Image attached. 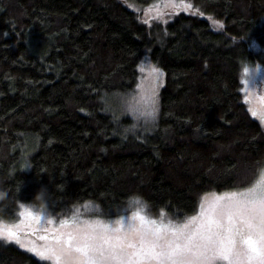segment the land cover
<instances>
[{
	"label": "trees",
	"instance_id": "16d2710c",
	"mask_svg": "<svg viewBox=\"0 0 264 264\" xmlns=\"http://www.w3.org/2000/svg\"><path fill=\"white\" fill-rule=\"evenodd\" d=\"M158 1L0 0V219L39 192L56 215L84 202L113 215L139 198L181 220L201 194L256 178L264 129L240 76L264 64V0H185L148 28ZM146 47L163 76L141 135L109 97L133 89ZM0 264L42 262L0 241Z\"/></svg>",
	"mask_w": 264,
	"mask_h": 264
},
{
	"label": "snow or ice",
	"instance_id": "6c2138e0",
	"mask_svg": "<svg viewBox=\"0 0 264 264\" xmlns=\"http://www.w3.org/2000/svg\"><path fill=\"white\" fill-rule=\"evenodd\" d=\"M191 7L187 4L185 10ZM213 23L223 28L220 21ZM152 71L157 80L163 76L159 68ZM158 87L154 82L149 89L150 110L145 111L136 96L125 101L126 110L146 122L154 119ZM133 203L139 205L137 210L114 222L84 218L76 207L70 217L59 219L56 225L51 217L21 204V217L51 226L43 229L45 235L39 237L45 243L27 250L42 264H264V179L240 190L213 194L211 199L201 201L198 213L181 223L150 220L143 214L145 208L140 201L135 199ZM83 207L94 214L101 213L91 203ZM22 223L6 228L0 222V239L25 248L20 236Z\"/></svg>",
	"mask_w": 264,
	"mask_h": 264
},
{
	"label": "rangeland",
	"instance_id": "374dc122",
	"mask_svg": "<svg viewBox=\"0 0 264 264\" xmlns=\"http://www.w3.org/2000/svg\"><path fill=\"white\" fill-rule=\"evenodd\" d=\"M181 8H185V4L180 3V0H176L174 3H173V0H160L157 3L153 4L152 6H150L148 10L144 11L143 18L149 20L148 28L156 24L163 25L165 24L164 23L165 20L167 19L169 20V18L171 19L176 14L177 9H179L180 11H184V10H181ZM192 13H197V11L194 9ZM198 14L199 13H197V15ZM153 16H154V19L150 20V18ZM153 68H159V67L156 64H154L152 60L150 59L149 47H146L144 49L142 58L140 59L137 65L138 75H137V80L134 84L133 89L126 93L117 92L109 97V103L112 109L117 112V113L115 112L117 118L121 116H128L130 118L128 127L135 130L141 135H144L145 133L150 131L155 126V122L157 118V111H156L154 119H150L146 122L144 118L138 119L137 114L127 111L125 101L130 100L133 96H136L137 99L140 100L141 106L143 107V109L145 111L150 110L152 107V100H151V94H150L149 89L151 87V84L154 82L159 84V87L156 89V98L158 101V93H159V88L162 82V77H159V79L157 80L155 73H153L152 71ZM245 69H247L248 71L246 72ZM240 80H241V91L243 94L242 97H243L244 102L246 103L248 111L250 115L254 117L264 129V64L256 63V64L243 66ZM137 85L141 86L140 89L137 88ZM141 97H143L142 100H141ZM157 108H158V103H157ZM253 113H255V115H253ZM261 179H264V165L261 168V170L258 172L256 178L252 181V183L258 180H261ZM251 184H249L248 186H250ZM248 186H245V187H248ZM242 188L226 189V190H221V191H209V192H205L201 194L198 200L196 211L186 216L185 218L198 213L200 210L201 201L211 199L213 194L220 195L225 192L240 190ZM135 199H138L140 201V204L145 208V211L143 214L150 220H156L158 222L162 221L163 223H169L170 221L173 223H181L185 219L183 218L181 220H176L173 216H171L165 210L160 211L157 215H150L149 213H147L145 203L139 198H135ZM134 200H132L131 202L127 204V206L124 208V211H121L113 215H105L102 212L100 214H94L92 212L85 210L83 205L85 203H91L92 205H95L92 202L80 203L76 207L80 208V211L83 214L84 218L102 219L105 222H114L116 219H119L120 216H126V217L131 216L132 212L137 210L139 205L134 204L133 203ZM21 204H23L25 208L31 211L40 212L42 216L44 217H51L53 219L54 225L59 223V219L70 217L74 209L73 208L66 215H56L53 212L45 208L34 206L30 203H21ZM20 205L18 207V210L16 211V215L13 218L0 219V222H2L3 225L7 228L8 226H12V225L18 224L21 221H23L20 227V236L22 238V242L26 245V247L21 248L18 244H16L13 241H4L2 239H0V241L4 243L12 244L18 247L19 249L29 253L36 259H38V257H36L32 252L28 251L27 248L32 247V246H39L45 243V241L40 240L39 237L42 235H45V232L43 231V229L49 228L51 226L47 225L44 222H41L39 224L32 223L31 221H29L27 216L21 217L19 213L23 211V209L20 207ZM43 263L48 264V262H43Z\"/></svg>",
	"mask_w": 264,
	"mask_h": 264
},
{
	"label": "clouds",
	"instance_id": "9594fccd",
	"mask_svg": "<svg viewBox=\"0 0 264 264\" xmlns=\"http://www.w3.org/2000/svg\"><path fill=\"white\" fill-rule=\"evenodd\" d=\"M33 201H36L37 204H38V206H43V202L40 199V193L39 192H37V193L34 194Z\"/></svg>",
	"mask_w": 264,
	"mask_h": 264
}]
</instances>
